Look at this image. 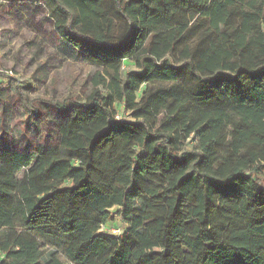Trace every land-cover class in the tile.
<instances>
[{"label":"trees","instance_id":"obj_1","mask_svg":"<svg viewBox=\"0 0 264 264\" xmlns=\"http://www.w3.org/2000/svg\"><path fill=\"white\" fill-rule=\"evenodd\" d=\"M29 1L61 52L99 71L82 103L34 109L24 133L44 134L22 151L0 84V264H61L34 237L50 218L73 264H264V0ZM203 34L186 89L157 86ZM190 136L200 153L184 151ZM114 207L117 238L99 234Z\"/></svg>","mask_w":264,"mask_h":264},{"label":"rangeland","instance_id":"obj_2","mask_svg":"<svg viewBox=\"0 0 264 264\" xmlns=\"http://www.w3.org/2000/svg\"><path fill=\"white\" fill-rule=\"evenodd\" d=\"M49 18L51 14L46 5L36 7L29 0H0V78L5 79L3 87H7L10 94L7 107L12 112L8 139L12 148L20 151L44 134L43 126H40L36 137L30 132L24 133L27 119L30 120V124L35 119L34 109H56L54 105L62 103L68 97L73 102L82 103L90 90V78L99 71L61 52L58 39L53 32V22ZM210 44L209 35L203 34L188 46L184 57L173 61L167 58L160 66H163L164 70L169 68L171 71H179L177 78L172 82L156 85L170 87L172 84L176 91L186 89L189 83L188 76L181 71L188 63L187 55L196 60L197 53L209 49ZM132 71L133 64L125 62L121 75L124 77L126 73ZM160 105L157 121L159 125H165L167 115ZM115 109L117 120L133 122L131 117L122 111L121 106L116 105ZM48 117L54 119V115L48 114ZM39 124L41 122H38ZM184 142L186 143L184 151L200 153L194 137L190 136ZM261 180L257 183L264 187V179ZM48 209L52 211V204ZM117 210V207L109 210L113 220L100 228L99 234L114 238L123 235L127 225L117 215ZM16 220L17 233H24L25 227L22 226L20 219ZM35 223V230L38 233L32 234H35L34 237L44 255L49 256L53 252L61 264H73L58 239L61 235L47 226L54 224V221L51 218L38 219Z\"/></svg>","mask_w":264,"mask_h":264},{"label":"crops","instance_id":"obj_3","mask_svg":"<svg viewBox=\"0 0 264 264\" xmlns=\"http://www.w3.org/2000/svg\"><path fill=\"white\" fill-rule=\"evenodd\" d=\"M4 80L3 78H0V84H4Z\"/></svg>","mask_w":264,"mask_h":264},{"label":"built area","instance_id":"obj_4","mask_svg":"<svg viewBox=\"0 0 264 264\" xmlns=\"http://www.w3.org/2000/svg\"><path fill=\"white\" fill-rule=\"evenodd\" d=\"M115 231V230H114Z\"/></svg>","mask_w":264,"mask_h":264}]
</instances>
